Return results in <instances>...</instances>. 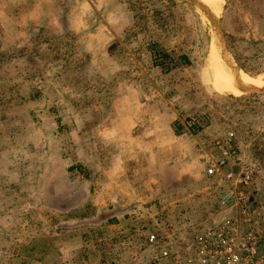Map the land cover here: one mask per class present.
I'll use <instances>...</instances> for the list:
<instances>
[{
    "label": "rangeland",
    "instance_id": "rangeland-1",
    "mask_svg": "<svg viewBox=\"0 0 264 264\" xmlns=\"http://www.w3.org/2000/svg\"><path fill=\"white\" fill-rule=\"evenodd\" d=\"M227 221L264 243V0H0V264H196Z\"/></svg>",
    "mask_w": 264,
    "mask_h": 264
},
{
    "label": "built area",
    "instance_id": "built-area-1",
    "mask_svg": "<svg viewBox=\"0 0 264 264\" xmlns=\"http://www.w3.org/2000/svg\"><path fill=\"white\" fill-rule=\"evenodd\" d=\"M213 172L210 169V173ZM231 229V221H227L224 227L210 230L207 238H200L187 247L198 254L196 264H264L261 238L252 230L241 236ZM155 239L156 236L151 235L150 241ZM168 253L164 252L165 255Z\"/></svg>",
    "mask_w": 264,
    "mask_h": 264
},
{
    "label": "bare ground",
    "instance_id": "bare-ground-1",
    "mask_svg": "<svg viewBox=\"0 0 264 264\" xmlns=\"http://www.w3.org/2000/svg\"><path fill=\"white\" fill-rule=\"evenodd\" d=\"M202 2L209 4V5L211 3H213V4H215V6L217 4V0H202ZM205 10H207V9H205ZM215 51L216 50L214 49L213 52H215ZM215 58H216V56H215ZM212 59H213V57L209 58V69H210L209 76H210L212 82L221 91L230 92V93L238 92L239 89L237 91V89L233 86L232 82H233V80H235L236 82L240 83L243 80L240 77L239 72L235 70L234 64L229 63L228 66L221 67V64L217 63V65H216V62H217L216 59H215L216 62L213 61ZM225 59H227V58H225ZM247 91H250V90L247 89Z\"/></svg>",
    "mask_w": 264,
    "mask_h": 264
},
{
    "label": "crops",
    "instance_id": "crops-1",
    "mask_svg": "<svg viewBox=\"0 0 264 264\" xmlns=\"http://www.w3.org/2000/svg\"><path fill=\"white\" fill-rule=\"evenodd\" d=\"M146 242H147V240H146ZM143 245H144V244L142 243V246H143ZM139 249H141V247L138 246V247H137V250H139Z\"/></svg>",
    "mask_w": 264,
    "mask_h": 264
}]
</instances>
